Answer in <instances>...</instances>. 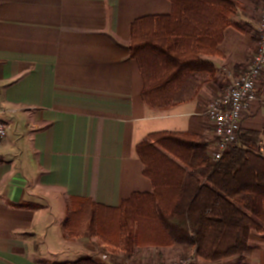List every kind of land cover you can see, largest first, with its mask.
Instances as JSON below:
<instances>
[{
    "label": "crops",
    "instance_id": "obj_1",
    "mask_svg": "<svg viewBox=\"0 0 264 264\" xmlns=\"http://www.w3.org/2000/svg\"><path fill=\"white\" fill-rule=\"evenodd\" d=\"M232 1L222 40L200 55L213 70L197 76L195 97L153 109L143 100L131 30L139 19L171 15V0H0V111H10L0 113L9 126L0 143V264L97 261V237L65 233L71 200L118 208L153 193L138 154L150 135L193 134L210 153L209 105L252 60L264 9V0ZM245 133H258L264 157V72L242 119ZM148 250L173 257L184 249ZM131 258L121 252L111 264ZM194 264H264V234L252 232L242 256Z\"/></svg>",
    "mask_w": 264,
    "mask_h": 264
},
{
    "label": "trees",
    "instance_id": "obj_2",
    "mask_svg": "<svg viewBox=\"0 0 264 264\" xmlns=\"http://www.w3.org/2000/svg\"><path fill=\"white\" fill-rule=\"evenodd\" d=\"M171 1V15L139 19L131 30V54L144 78L143 100L153 109L195 97L202 83L197 76L213 70L200 55L213 53L234 12L232 0ZM240 139L214 164L199 136L150 135L138 154L154 192L135 194L118 208L73 198L66 235L88 233L101 246L129 257L136 249L176 244L207 262L242 256L251 233L264 234V157L258 153V133ZM69 264L102 263L88 258Z\"/></svg>",
    "mask_w": 264,
    "mask_h": 264
},
{
    "label": "built area",
    "instance_id": "obj_3",
    "mask_svg": "<svg viewBox=\"0 0 264 264\" xmlns=\"http://www.w3.org/2000/svg\"><path fill=\"white\" fill-rule=\"evenodd\" d=\"M258 48L245 71L233 79L225 91L209 105L207 114L212 122L214 143L210 149L212 163L219 162L225 151L240 144L242 119L253 101L257 99V85L264 72V9L258 25ZM10 111H0V113ZM12 112V110H11ZM9 126L0 118V143L8 135ZM107 259V255L102 256ZM195 253L179 260L137 262L135 264H194ZM122 264H129L124 262Z\"/></svg>",
    "mask_w": 264,
    "mask_h": 264
},
{
    "label": "rangeland",
    "instance_id": "obj_4",
    "mask_svg": "<svg viewBox=\"0 0 264 264\" xmlns=\"http://www.w3.org/2000/svg\"><path fill=\"white\" fill-rule=\"evenodd\" d=\"M101 242L99 241V246ZM184 249V248H183ZM185 252V253H184ZM121 254V252L118 253H114L112 252V250L109 248H102V246L100 248H98L96 250V253H92L93 255H98L99 259L97 260V262L102 263V264H111V260L118 257ZM180 256H179V255ZM191 253L186 252L183 250V252L179 251L175 252V255L172 256H163L161 255L160 252H153V251H149L148 249L145 250H138L137 252H135L133 255H131V259L129 261H127L129 264H135L137 262H162V261H168V260H179V259H183L186 258L190 255ZM103 255H107L108 258L107 259H103L102 256ZM93 257H91L90 259H92Z\"/></svg>",
    "mask_w": 264,
    "mask_h": 264
}]
</instances>
